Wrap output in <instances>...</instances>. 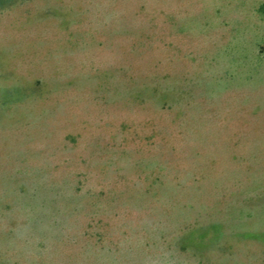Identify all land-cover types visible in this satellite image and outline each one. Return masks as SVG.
<instances>
[{"label": "rangeland", "instance_id": "rangeland-1", "mask_svg": "<svg viewBox=\"0 0 264 264\" xmlns=\"http://www.w3.org/2000/svg\"><path fill=\"white\" fill-rule=\"evenodd\" d=\"M0 264H264V0H0Z\"/></svg>", "mask_w": 264, "mask_h": 264}]
</instances>
